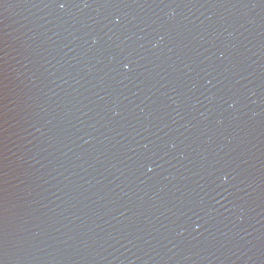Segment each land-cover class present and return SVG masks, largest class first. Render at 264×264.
I'll use <instances>...</instances> for the list:
<instances>
[{
	"label": "water",
	"instance_id": "1",
	"mask_svg": "<svg viewBox=\"0 0 264 264\" xmlns=\"http://www.w3.org/2000/svg\"><path fill=\"white\" fill-rule=\"evenodd\" d=\"M0 264H264V0H0Z\"/></svg>",
	"mask_w": 264,
	"mask_h": 264
},
{
	"label": "clouds",
	"instance_id": "2",
	"mask_svg": "<svg viewBox=\"0 0 264 264\" xmlns=\"http://www.w3.org/2000/svg\"><path fill=\"white\" fill-rule=\"evenodd\" d=\"M125 67L127 68V65Z\"/></svg>",
	"mask_w": 264,
	"mask_h": 264
}]
</instances>
